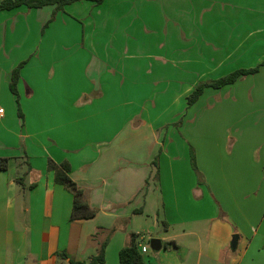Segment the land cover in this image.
Returning a JSON list of instances; mask_svg holds the SVG:
<instances>
[{"label": "crops", "instance_id": "obj_1", "mask_svg": "<svg viewBox=\"0 0 264 264\" xmlns=\"http://www.w3.org/2000/svg\"><path fill=\"white\" fill-rule=\"evenodd\" d=\"M23 62L21 119L9 84ZM263 62L264 0L0 12V158L9 159L0 170V264L88 262L107 240L104 264H119L131 234L147 247L144 264H264V65L207 89L201 124L186 103L200 82ZM246 97L248 131L210 124L209 112L235 111ZM49 159L69 163L94 218L71 221L73 194L55 182Z\"/></svg>", "mask_w": 264, "mask_h": 264}, {"label": "trees", "instance_id": "obj_2", "mask_svg": "<svg viewBox=\"0 0 264 264\" xmlns=\"http://www.w3.org/2000/svg\"><path fill=\"white\" fill-rule=\"evenodd\" d=\"M81 1H90L97 5H101L105 0H0V12L13 11L22 7L28 9H40L47 6H55V12L61 11L67 5L74 4ZM24 62L20 63L11 74V82L9 88L11 93L16 97V103L18 107V116L23 119V114L20 108V94L18 91L19 81L21 79V69L23 68ZM264 65V62L261 65H258L252 69H238L231 72L228 75L220 77L209 82H200L197 84L193 91L186 99L187 107L194 106L202 97L207 89L221 90L226 86L236 84L240 80L259 73L260 68ZM182 121L176 123V125L181 124ZM191 162L194 168L196 169L195 153L191 150ZM9 159L0 158V170L4 171L8 168ZM156 166L155 178L159 177L158 170V158L154 161ZM48 170L54 173V180L56 183L64 186L68 191L73 194V208L71 214V221H80V220H90L94 218L97 214V211L92 209L90 205L84 199V191L74 182L69 173L71 171L70 165L67 162L62 164H56L53 160H48ZM25 174L17 179V182L23 184ZM139 235L131 234L128 243L120 250L119 252V264H144V259L142 252L139 248L138 242ZM108 240L105 241L98 254L92 257L88 262L86 261H69V264H104L105 263V250L107 247ZM170 243H165V246H168ZM60 259L66 260V253L62 252L58 254Z\"/></svg>", "mask_w": 264, "mask_h": 264}, {"label": "rangeland", "instance_id": "obj_3", "mask_svg": "<svg viewBox=\"0 0 264 264\" xmlns=\"http://www.w3.org/2000/svg\"><path fill=\"white\" fill-rule=\"evenodd\" d=\"M252 85L253 86V83H250V81L247 83L246 87ZM257 86H259V82L257 84ZM245 87V88H246ZM13 96V99H14V95L12 94ZM6 103H8V101H5ZM14 103L16 105V108L15 110L17 109L18 111V107H17V103H16V97L14 99ZM197 104V105H196ZM195 104V108H198L196 109V111H194V113L192 114L194 119H196V116L198 115V119H197V124H201V117H200V108H201V103H200V100L199 102H197ZM232 104L231 102L227 103V105H230ZM23 101H21V96H20V108H21V112L23 114V117H24V109L25 107H23ZM3 109H7V106L5 105L4 103V100H3ZM249 102H248V98H244L242 99L238 104L235 105V111L230 109V110H226L225 112H223L222 114L220 115H217L216 114V110L215 111H211L209 112V114H207L209 117H210V124L212 125H217V126H221V124L223 125H232L231 126V130H232V134L235 135L237 133V131L239 130V133L240 135L246 131H248V129L250 128L249 126V119H248V111H249ZM199 111V112H198ZM182 122L183 121V117L180 119ZM261 129L264 128V124L263 126L260 127ZM250 131V130H249ZM259 134H262V130L261 132H259ZM244 136H248V134H245ZM263 138V137H262ZM257 143L259 145V140H257ZM262 147L258 146V149H257V155L260 156L261 153H262ZM256 152H254V155L256 154ZM190 163L192 165V162L190 160ZM198 164H197V168H198ZM197 168L195 169L194 166L192 165V170L194 172V174H197L199 173L197 171ZM199 169V168H198ZM264 172V170H263ZM199 176V175H198Z\"/></svg>", "mask_w": 264, "mask_h": 264}, {"label": "water", "instance_id": "obj_4", "mask_svg": "<svg viewBox=\"0 0 264 264\" xmlns=\"http://www.w3.org/2000/svg\"><path fill=\"white\" fill-rule=\"evenodd\" d=\"M236 239H237V237L235 236L234 241H233L234 246L236 245ZM150 248L153 251H160L162 248V242L159 239H152L150 242Z\"/></svg>", "mask_w": 264, "mask_h": 264}, {"label": "built area", "instance_id": "obj_5", "mask_svg": "<svg viewBox=\"0 0 264 264\" xmlns=\"http://www.w3.org/2000/svg\"><path fill=\"white\" fill-rule=\"evenodd\" d=\"M0 113H1V114L3 113L2 110L0 111ZM140 250H141L142 253H146V252H147V247H146V246H142V247L140 248Z\"/></svg>", "mask_w": 264, "mask_h": 264}]
</instances>
